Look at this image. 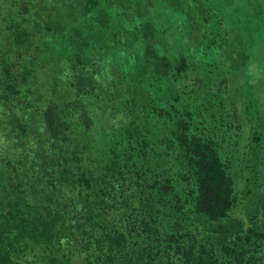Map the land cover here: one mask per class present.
Listing matches in <instances>:
<instances>
[{"label": "trees", "instance_id": "obj_1", "mask_svg": "<svg viewBox=\"0 0 264 264\" xmlns=\"http://www.w3.org/2000/svg\"><path fill=\"white\" fill-rule=\"evenodd\" d=\"M228 29L217 0H0V240H264V127L242 192L206 117ZM0 264H264V241H0Z\"/></svg>", "mask_w": 264, "mask_h": 264}, {"label": "rangeland", "instance_id": "obj_2", "mask_svg": "<svg viewBox=\"0 0 264 264\" xmlns=\"http://www.w3.org/2000/svg\"><path fill=\"white\" fill-rule=\"evenodd\" d=\"M217 1L228 24L229 37H232L238 53L242 49L244 55L242 66L237 70L233 61L227 57L229 54H217L215 65L219 75L209 83L208 89L212 92L219 91L220 96L216 102L205 104L206 117L215 116L222 125H225V122L233 123L231 129L233 134L230 138H220L219 147L227 160L235 164L233 173L236 187L243 192L247 185L250 186V181H246L245 177L249 174L254 176V172L248 170L252 161L247 152L246 139L252 128L261 130L264 127V24H257L254 21L253 0ZM261 2L264 3L263 0ZM262 10L264 11V7ZM159 18L165 20L166 17L161 13L158 15ZM260 18L264 19V15ZM172 19L167 21L169 34L174 32ZM254 92L260 103L253 98ZM158 130L163 131V125H160ZM227 134L231 132L224 133V136ZM257 177L254 182L258 181ZM262 186L264 188V185ZM258 193L253 198L257 199L258 196L263 203L264 193Z\"/></svg>", "mask_w": 264, "mask_h": 264}]
</instances>
